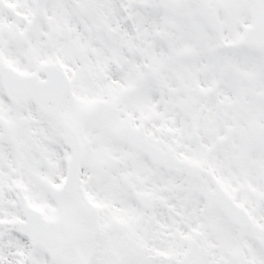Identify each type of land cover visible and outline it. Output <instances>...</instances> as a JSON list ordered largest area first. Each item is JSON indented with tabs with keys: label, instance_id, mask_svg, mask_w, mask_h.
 I'll list each match as a JSON object with an SVG mask.
<instances>
[{
	"label": "snow or ice",
	"instance_id": "1",
	"mask_svg": "<svg viewBox=\"0 0 264 264\" xmlns=\"http://www.w3.org/2000/svg\"><path fill=\"white\" fill-rule=\"evenodd\" d=\"M0 264H264V0H0Z\"/></svg>",
	"mask_w": 264,
	"mask_h": 264
}]
</instances>
